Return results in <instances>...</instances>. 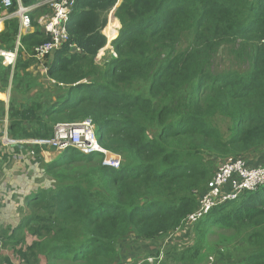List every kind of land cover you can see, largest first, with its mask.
Here are the masks:
<instances>
[{"label":"trees","instance_id":"obj_1","mask_svg":"<svg viewBox=\"0 0 264 264\" xmlns=\"http://www.w3.org/2000/svg\"><path fill=\"white\" fill-rule=\"evenodd\" d=\"M16 5L12 0L10 10ZM112 9L116 57L97 65ZM45 11L43 5L30 13L35 31L21 39L31 54L49 39L33 18ZM16 32L15 21L5 22L1 50L13 47ZM67 32L81 52L66 43L47 70L63 84L61 93L52 105L14 111L39 122L38 130L27 132L18 120L10 130L50 136L57 122L89 118L99 144L121 165L107 168L101 153L72 149L45 164L53 185L27 201L30 213L19 225L0 229V243H10L21 264H38L40 256L47 264H116L120 244L131 248L129 237L152 242L176 234L197 209L214 161L242 157L264 165L253 159L264 154V0H74ZM222 52L236 68L215 71ZM217 118L230 122L227 133L214 126ZM188 231L191 245L157 251L156 263L140 264H164L163 255L195 264L219 234H243L247 249L236 264H264V184L215 206ZM0 264L12 262L4 256Z\"/></svg>","mask_w":264,"mask_h":264},{"label":"built area","instance_id":"obj_2","mask_svg":"<svg viewBox=\"0 0 264 264\" xmlns=\"http://www.w3.org/2000/svg\"><path fill=\"white\" fill-rule=\"evenodd\" d=\"M74 0H39L36 4L23 5L17 0L16 10H10L12 0H0V22L11 19L15 16L19 18L21 29L27 30L31 27L30 12L39 5H46L48 11L43 14L38 24L42 32L48 36V40L33 48L32 55L37 59L45 58L60 50L68 42L69 35L67 25L71 20L73 13ZM113 10V9H112ZM113 19V11H111L104 27L107 30V42L105 49L116 57L112 49L111 42L116 39L118 28L109 24ZM115 32V35L113 34ZM74 51L80 52L79 48ZM8 52L7 54H9ZM7 61L9 59L5 57ZM3 147H21L29 146L27 153L34 156V148L52 149L57 152H65L67 150H75L83 156H89L96 153L102 154L101 164L107 168H120V156L104 149L98 142L95 135L94 124L89 118L77 122H57L52 127L50 136L32 137L13 139L6 133L2 135ZM264 184V165L251 166L242 157H228L223 159L215 169V173L207 183L206 190L198 196L197 209L190 214L183 222L182 227H189L201 217L206 215L212 208L220 205L228 200H234L243 191H254ZM188 227V228H189ZM180 228V227H179ZM187 228V229H188Z\"/></svg>","mask_w":264,"mask_h":264},{"label":"rangeland","instance_id":"obj_3","mask_svg":"<svg viewBox=\"0 0 264 264\" xmlns=\"http://www.w3.org/2000/svg\"><path fill=\"white\" fill-rule=\"evenodd\" d=\"M111 11H113V10H110L106 14L107 19L109 18ZM114 22L116 24L117 20L113 19L111 17L109 24L112 25V24H114ZM117 26H115V28H118ZM118 31H119V29H118ZM118 31H117V33H118ZM105 32H107V30H105ZM20 52H21V54L23 53L22 50H18L17 54ZM110 57H113V56L110 54L108 58H110ZM35 59L39 60L37 58H35ZM42 59H44V58H42ZM42 59H40V60H42ZM42 63H44V62L37 63V65L34 64L33 65L34 68H32V70L35 72L36 68H41ZM99 64H101V61L99 62ZM236 67H237V61H235L233 58L227 56L226 52L219 53L218 59L216 60V64H215V71L216 72H218V71H229V70L231 71ZM238 69L240 71H243L245 68H244V66L240 65L238 67ZM0 74H2V76L0 77V86H2V85L6 86L8 78L10 79L12 76V70L11 71L6 70L5 72L0 70ZM13 74L15 77V72H13ZM29 77L34 82H37V79H34V77L32 75H29ZM43 78L41 77V79H40V77H39L38 85H36V86H33L32 82L29 83V90L30 91L27 93V96L32 97V99L36 100V102L31 101V102L20 104L19 107L21 108V112L26 111L27 109H35L36 107L34 105L39 104V103L49 104L48 102H52L55 95L57 98V95L61 93L58 89H57V91H55L54 89L47 91L46 87L49 85L50 81L48 82V80H45ZM43 80H45V84H47L46 87H44L42 84H40V82ZM15 81L20 83V77L19 76L16 77ZM9 82H11V79ZM50 84H52V83H50ZM11 85H10V87H11L10 92L6 95L7 96V105L10 106L8 108L9 115L7 114L9 123L12 120H19L18 116L13 115L16 108L11 105L12 104L11 98H12L13 90H15L14 89L15 86L13 84H11ZM43 90H45V91H43ZM55 101H53V103ZM33 103H35V104H33ZM34 115L39 117L40 112H35ZM31 116L32 115H29L28 118H30ZM45 118H46L45 116L42 117V122L45 124H48V121ZM23 119L24 118L22 117V123H20L19 128L26 130L27 132H34L37 130V124H39V122L29 123V122L24 121ZM213 124H214V126L221 129L223 132L227 133L226 132L227 127L230 124V122H228L227 120L222 119V118H217L213 122ZM0 145L3 147L1 134H0ZM70 154L71 155L77 154V152H71ZM30 155H32V154H30ZM63 155H64L63 151L59 152L57 154L56 159L62 158ZM253 159L256 160L255 163H258V161L264 162V154L259 153L258 156L254 157ZM211 160H213V159H211ZM221 161L222 160H217V162L214 161V163H213L214 170L217 168L218 164ZM246 161H247V159H246ZM247 162L249 164L252 163L251 161H247ZM27 167H28V172L30 173L27 175V179H29V181L38 182V184L40 185V188H48V187H51L53 185L54 180L49 178L48 175L46 174L45 165L41 164V166H38V165H35L34 163H31V165L27 166ZM33 169H36L35 170V176L33 173L31 174ZM12 203L13 202L11 199L10 204L8 201H5V204L0 205V209H2L1 213L2 212L5 213V211L7 213V215L2 217V219H1L2 224L0 225V229L6 228L7 225H11L12 227L15 226V223L13 221L12 222L10 221V220H12L13 216H15V218H14L15 220H18V217L16 216L17 211L15 210V207L17 205L15 206V204H12ZM6 206H8V207H6ZM6 208H10V210H7ZM27 211H28V209H27ZM27 214H28V212H27ZM188 227H189V225L186 227L178 228L179 230L176 232V234L171 235L170 236L171 239H169V240L165 239V238H159V239H156V240L150 242V241H144V240L142 241L139 238L129 237L125 241H129L131 248L125 249L122 247L124 245L122 243L120 244L121 253H120V258H119L118 263L123 261L124 263H127V264H140L144 259H147V261L149 263H153V262L156 263L154 255L157 251H160V253H163V252L164 253H166V252L170 253L172 251L173 246L183 248L186 245H191L193 236L191 234V231L190 232L188 231V229H187ZM24 233H25V236L27 238V241L30 242L32 240L31 236L29 234H27L26 232H24ZM206 243L210 249L207 250L203 255H201L200 260L197 261L195 264H236L238 258L240 259L246 253L245 249H247V244L244 242L243 234H239L238 238L234 234H223V235L219 234L213 238H208ZM8 244H10V243H6V245L4 247L0 243V260L2 258H4V256H8L10 258L12 264H21L18 261L17 257H15L11 253V251L9 250V247H7ZM221 250L223 252H221ZM242 250H244V252H241ZM159 258H162V256H159L158 259ZM163 260L165 261L164 264H167V263L168 264H186L185 262H180V263L176 262L174 259H172V255L166 256V257L163 255ZM118 263H116V264H118ZM38 264H47V263L40 256Z\"/></svg>","mask_w":264,"mask_h":264},{"label":"crops","instance_id":"obj_4","mask_svg":"<svg viewBox=\"0 0 264 264\" xmlns=\"http://www.w3.org/2000/svg\"><path fill=\"white\" fill-rule=\"evenodd\" d=\"M27 1L29 2L27 5H30V4H36L39 0H27ZM20 2L23 4L22 0H20ZM16 4H17V0H16ZM36 8H43V5H39ZM14 10H16V8ZM33 11L34 9L31 12ZM2 12H3L2 7H0V13ZM39 12L41 11L39 10ZM44 13L34 14L33 18L36 20L37 24H38L40 17ZM9 21H15V23L17 24V32H16L13 47L8 50L0 49V70L4 72L6 70L8 71L12 70V76L10 78L11 82H9L10 79L8 78L7 85L0 86V134L3 135L4 133H6L9 137L13 139H22V138H27V137H22L23 135H19L15 129H11L13 131L12 132L10 130V125L13 120L10 123L8 122V115H9L8 107L10 106L7 105L6 95L10 92V89H11L10 85L13 84L15 86L14 88L15 90H13V94L11 98V101H12L11 105L16 108V111L19 110L21 112V108L19 107L20 104L31 102V101L36 102V100L32 99V97L27 96V93L30 91L29 90L30 82L33 83V86H36L38 85L39 77L40 79L41 77L42 78L44 77L43 79L48 80V82L50 81L49 85L47 86V84H45V80L41 81L40 84H42L44 87L47 86L46 87L47 91L51 89H54L55 91H57L58 87L60 88L63 87V84L56 83L54 80H52L51 78L47 76V70L49 68V64L51 62V59L54 53L46 56L44 59L39 61V60H36L34 56L29 51H27L24 45L21 43V39L25 34H29L35 31L32 26L27 30L21 29L19 18L15 16L11 19H7L3 22H0V33L5 30V22H9ZM115 26L119 28L118 20ZM104 27L101 32L106 37L107 32H105ZM113 34L115 35V32ZM69 48H71L72 51H74L75 50L74 48H77V47L73 45V47L69 46ZM103 48L104 47H102L101 49ZM18 50H22L23 53L21 54L20 52L17 54ZM8 52H10L9 53L10 55L7 54ZM74 52L80 53L81 51L80 52L74 51ZM109 55L110 53L108 49H105L104 51H102L101 54L97 55L96 64L101 65L99 64V62L100 61L102 62L103 59H105V57L107 58V56L109 57ZM5 57H7L9 61H7ZM40 62H44L41 64L42 67L36 68V71L34 72L32 70V68H34L33 65L34 64L37 65V63H40ZM13 72H15V77H14ZM29 75H32L34 79H37V82H34L33 80H31ZM1 76L2 74H0V77ZM18 76L20 77V83L15 81V78ZM55 100H56V95L53 101ZM53 101L48 102V103L52 105ZM39 104L42 105L43 103H39ZM16 116L19 117L18 121L22 123L21 115L17 113ZM38 129H39V124H37V130ZM36 137H40V136H36ZM27 151H29V146H21V147L12 146V147L6 148L0 145V205L5 204V201H8L10 204L11 199L13 202L12 204H15V206L17 205L15 207V210L17 211L16 216L18 217V220H15L14 219L15 216H13L12 220L10 221L11 222L13 221L15 223V226L12 227L11 225H7V228H11V229L19 225L20 222L29 215L30 212L29 210L27 211L28 209L27 201L30 198L36 196V194H38L43 189V188H40V185L38 184V182H31L29 181V179H27V175L30 174L28 172L27 166H30L31 163H34L35 165H38V166H41V164L45 165L53 160H56L57 154L59 153L52 149L37 148L34 156H31V155L29 156ZM35 170L36 169H33L31 172V174L33 173L34 176H35ZM6 209L10 210V208H6ZM1 211L2 209H0V213ZM6 215H7L6 211L5 213L2 212L0 214V225L2 224L1 223L2 217Z\"/></svg>","mask_w":264,"mask_h":264},{"label":"bare ground","instance_id":"obj_5","mask_svg":"<svg viewBox=\"0 0 264 264\" xmlns=\"http://www.w3.org/2000/svg\"><path fill=\"white\" fill-rule=\"evenodd\" d=\"M115 24H113V26H114Z\"/></svg>","mask_w":264,"mask_h":264}]
</instances>
